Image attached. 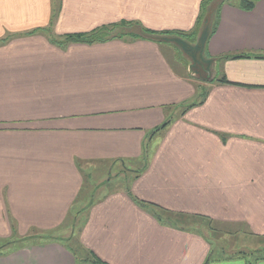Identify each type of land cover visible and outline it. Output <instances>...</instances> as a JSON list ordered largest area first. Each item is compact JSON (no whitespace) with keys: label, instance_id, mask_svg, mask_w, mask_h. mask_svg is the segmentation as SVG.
Wrapping results in <instances>:
<instances>
[{"label":"crops","instance_id":"obj_1","mask_svg":"<svg viewBox=\"0 0 264 264\" xmlns=\"http://www.w3.org/2000/svg\"><path fill=\"white\" fill-rule=\"evenodd\" d=\"M202 1L0 0V264H76L74 237L106 264H204L210 242L172 217L264 239V0L217 4L202 84L169 45L51 43L120 21L189 31ZM93 176L106 193L83 201Z\"/></svg>","mask_w":264,"mask_h":264},{"label":"trees","instance_id":"obj_2","mask_svg":"<svg viewBox=\"0 0 264 264\" xmlns=\"http://www.w3.org/2000/svg\"><path fill=\"white\" fill-rule=\"evenodd\" d=\"M257 1L258 0H241L238 6L244 11H251L254 8ZM214 3H215L214 0H203L201 2L200 11L195 21V25L189 31H152L142 27L141 25H139V23L136 22L120 21L117 23L100 26L86 33L68 34L60 38L52 37L51 43L63 48L70 44L81 43V44L90 45L94 43H105L117 39L148 40L155 42L157 44H163L169 46H171V44L175 42L179 44L178 46L182 49V51L188 54L189 57L191 58L192 63L190 67L198 68V70L199 69L204 70V68L200 66L203 64V59L201 57L205 50V43L209 39L211 34L214 33L218 21V12L220 6L216 5L215 7ZM222 3L223 2L221 3L219 2L218 4L222 5ZM57 12H58V8L54 7L53 18L56 16ZM208 15L214 16L212 18L213 19L212 24H211V19L207 18ZM206 23L210 24L209 28L206 26ZM44 32L47 33L50 32V27L45 28ZM198 34L199 37L197 43L195 45H192L195 42L194 39ZM180 37H183V39L181 38L182 41L178 39H172V38H180ZM242 57H248V56H234L232 58H242ZM203 81L205 82L206 79H204ZM217 81L221 83H228L225 77L223 76L217 79ZM166 125L167 123L165 122L160 127L156 128L153 131V134L164 129ZM141 205L143 206L144 204L142 203ZM197 219L210 222L209 220L204 218H197ZM67 242L68 243L66 245V248L71 252L73 257L75 258L76 264H106L103 261H101L97 256H95L91 251L85 250L78 243L77 240L71 238L68 239ZM74 242L76 244H73ZM253 255L256 256L254 259H252L251 261L247 260V257L249 256L252 257ZM230 257L233 256L218 257L215 255V252L211 248V251L207 256L204 264H209L211 261L226 259ZM234 257H240L245 259L246 264H256L257 261L264 260V250L262 252L256 251L250 254H244V253L237 254Z\"/></svg>","mask_w":264,"mask_h":264},{"label":"rangeland","instance_id":"obj_3","mask_svg":"<svg viewBox=\"0 0 264 264\" xmlns=\"http://www.w3.org/2000/svg\"><path fill=\"white\" fill-rule=\"evenodd\" d=\"M215 3V7L216 5L220 2H230V3H234V2H238L239 0H214ZM214 9V8H213ZM208 15V19H211V24L213 23V15L210 16ZM141 25V24H139ZM142 26V25H141ZM206 26L209 28L210 24L206 23ZM143 27V26H142ZM199 34L195 37V42L192 45H195L197 43ZM181 38L183 39V37L180 38H172V39H178L181 40ZM182 41V40H181ZM184 41V40H183ZM185 42V41H184ZM159 45H163V44H159ZM179 44L173 42L171 44V48L167 50L169 56L172 59H183L186 64H189V66H191L192 60L189 57L188 54H186L184 51H182V49L178 46ZM186 54V55H185ZM192 57V56H191ZM203 65V66H202ZM200 65L201 67L204 68V66H206V63ZM193 66V65H192ZM188 74L190 76V78H194L196 79L197 83L202 84L201 79H207V78H211L212 77V73L207 72L206 69H199L195 68V67H191L188 70ZM120 170V169H119ZM127 176V174L125 175ZM90 183L89 184H85L84 188L86 190H88L89 192H91L92 194L90 196H88V198L84 199L83 197V201H90L91 199L96 201L99 199V197L106 193V190L103 191V185L104 184H100L98 181V177H91L90 179ZM97 182V183H95ZM121 180L119 182H117L116 184L113 183V186H118L119 184H121ZM110 188V186L108 187ZM112 189V188H111ZM111 189L107 190L110 191ZM113 190V189H112ZM85 194V191L83 190V195ZM85 196V195H84ZM89 199V200H88ZM91 200V201H92ZM175 224H180L183 226L188 227L190 230L200 233L202 234L211 244V247L213 249V251L215 252V255L218 257H224V256H235L237 254H250V253H254L256 251H260L262 252L264 250V239H256L253 237H248V236H244V235H239V237H237L236 235H230L229 233L233 231L231 230H222L220 229L221 227L218 225H214L210 222L204 221V220H200V219H193V218H186V219H179V218H174L172 217L171 219ZM82 222V215H80L79 217H77V220L74 222V227L75 230H77L78 228H80ZM226 228V227H224ZM61 233H49L47 234L46 237L44 238H51L53 236H57V237H62V238H66V235L68 234H62ZM74 240L75 237L73 238ZM4 244V241H0V247L1 245ZM73 244H76L75 242ZM7 247H9V245H7ZM6 246L4 248H7ZM12 247V245H11ZM256 256L253 255L252 257H247V260H252L254 259Z\"/></svg>","mask_w":264,"mask_h":264}]
</instances>
